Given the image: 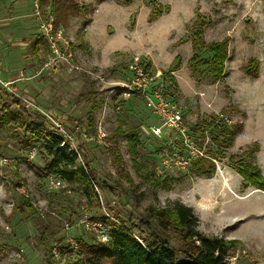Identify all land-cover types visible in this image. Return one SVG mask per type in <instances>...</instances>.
<instances>
[{
    "label": "rangeland",
    "instance_id": "rangeland-1",
    "mask_svg": "<svg viewBox=\"0 0 264 264\" xmlns=\"http://www.w3.org/2000/svg\"><path fill=\"white\" fill-rule=\"evenodd\" d=\"M59 2L66 14L55 24L71 47V65L49 64L32 0L29 9L0 0V264H88L86 247L108 244L122 226L137 238L167 237L180 250L171 221L156 216L174 203L192 209L202 234L234 240L230 264H264V192L244 187L237 174L258 146L255 165L264 176V0ZM42 3L44 17L55 19L52 0ZM220 43L227 59L214 82L208 49ZM135 61L180 112L179 131L161 127L143 97L123 98ZM13 113L49 132L46 115L63 123L74 138L65 147L92 177L89 197L80 183L60 179L61 188H48L58 177L44 169L41 142L24 146L28 132ZM238 124L242 133L222 148L224 131ZM98 128L107 135L102 141ZM185 137L213 162L211 178L163 164L185 154ZM82 221L98 223V233Z\"/></svg>",
    "mask_w": 264,
    "mask_h": 264
},
{
    "label": "trees",
    "instance_id": "trees-1",
    "mask_svg": "<svg viewBox=\"0 0 264 264\" xmlns=\"http://www.w3.org/2000/svg\"><path fill=\"white\" fill-rule=\"evenodd\" d=\"M52 6L56 13L55 22L63 21L66 14L64 6L59 0H52ZM208 50L212 54L210 63L213 81L218 82V77L221 75L224 62L227 59L226 44H214ZM255 74L256 71H251L249 68L246 70L247 77L253 78ZM94 109L95 107L92 106L89 111L90 126L93 124ZM14 115L13 113L12 120L20 121L22 131L28 132L24 146L29 147L32 142H41L39 154L49 159L44 167L45 171L66 183H80L85 195L89 197L92 177L85 167L75 165L76 154L68 152L65 146L61 148L62 139L43 129L41 124L33 125V121H21L19 116L14 117ZM242 130L243 125L238 124L231 130L224 131V137L219 145L225 149L231 148L234 139L242 133ZM116 132L120 133V128ZM258 149L259 147L255 146L253 151L246 153L252 164L246 169L237 170V174L245 182L244 187L250 186L257 191L264 192V176H262L259 166L255 165V153L258 152ZM190 171L196 177L209 179L215 174V166L210 159L203 158L192 162ZM156 216L158 222L161 219L171 221L182 244L180 250L173 248L168 243L167 237L165 240L159 239V241H156L155 238L154 241H151L148 237L137 238L132 229L122 226L113 229L108 244L98 243L85 246L88 248L86 252L90 256L88 264H230L228 262L229 244L234 240L227 241L218 237H208L199 232V220L190 207L174 203L159 211Z\"/></svg>",
    "mask_w": 264,
    "mask_h": 264
},
{
    "label": "built area",
    "instance_id": "built-area-1",
    "mask_svg": "<svg viewBox=\"0 0 264 264\" xmlns=\"http://www.w3.org/2000/svg\"><path fill=\"white\" fill-rule=\"evenodd\" d=\"M45 0H32L33 16L38 22L39 36L47 42L51 56L49 58V64L65 63L70 64V60L73 58V53L68 40L63 36L61 28H57L55 19L53 16L48 15L44 17L41 3ZM74 69H77L74 67ZM131 76L127 83L121 85L122 96L125 99L134 96H141L145 99L147 107L153 109L156 114L161 118V127L169 131H179L181 129L182 117L180 112L175 108L165 103L152 87L153 77L149 76L141 67H139L137 61L130 67ZM152 96V97H151ZM51 127V132L58 135L62 139L61 148H63L67 142L73 143L74 138L68 133L61 121L53 120L46 115ZM157 132L160 130L157 129ZM106 133L103 129L98 128L96 130V139L102 141L106 138ZM185 146V154L173 153L172 157L164 158L163 164L165 166L177 167L179 169L188 168L192 162L199 159H209L204 149L197 147L190 141L188 137L183 140ZM27 156L33 158L35 156L34 151L28 152ZM48 188L50 190H56L62 187V182L58 179H51L48 181ZM83 228L88 232L98 233V223H91L88 221H82ZM66 230L69 226L66 225ZM71 248L74 245L73 240L66 239Z\"/></svg>",
    "mask_w": 264,
    "mask_h": 264
},
{
    "label": "crops",
    "instance_id": "crops-1",
    "mask_svg": "<svg viewBox=\"0 0 264 264\" xmlns=\"http://www.w3.org/2000/svg\"><path fill=\"white\" fill-rule=\"evenodd\" d=\"M22 5H25L28 7V9L31 6V0H14L13 6L15 7H22ZM35 20V19H34ZM230 174L227 171L223 172V178L228 179ZM257 191V190H256ZM259 192V191H258ZM233 240V239H232Z\"/></svg>",
    "mask_w": 264,
    "mask_h": 264
}]
</instances>
